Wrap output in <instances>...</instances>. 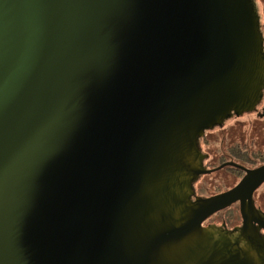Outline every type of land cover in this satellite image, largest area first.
<instances>
[{"label":"water","instance_id":"95a60500","mask_svg":"<svg viewBox=\"0 0 264 264\" xmlns=\"http://www.w3.org/2000/svg\"><path fill=\"white\" fill-rule=\"evenodd\" d=\"M263 43L252 0H0V264H264V165L190 199Z\"/></svg>","mask_w":264,"mask_h":264},{"label":"flooded vegetation","instance_id":"af4514ba","mask_svg":"<svg viewBox=\"0 0 264 264\" xmlns=\"http://www.w3.org/2000/svg\"><path fill=\"white\" fill-rule=\"evenodd\" d=\"M260 29L264 40V25L260 24ZM197 147L204 156L203 170L210 172L200 175L192 184L191 201L225 193L241 182L247 170L263 166L264 88L255 109L233 112L221 123L205 128L203 135L197 138ZM263 189L264 184L254 192L253 201L264 220ZM202 226H217L228 231L242 227L240 202L211 215ZM260 234L264 235V228L260 229Z\"/></svg>","mask_w":264,"mask_h":264},{"label":"rangeland","instance_id":"374dc122","mask_svg":"<svg viewBox=\"0 0 264 264\" xmlns=\"http://www.w3.org/2000/svg\"><path fill=\"white\" fill-rule=\"evenodd\" d=\"M255 11L259 17L260 24L264 25V0H252ZM264 192V189L263 191ZM264 205V203L262 204Z\"/></svg>","mask_w":264,"mask_h":264}]
</instances>
